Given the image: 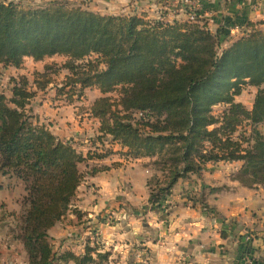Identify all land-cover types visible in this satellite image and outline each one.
Returning a JSON list of instances; mask_svg holds the SVG:
<instances>
[{"label":"trees","instance_id":"trees-1","mask_svg":"<svg viewBox=\"0 0 264 264\" xmlns=\"http://www.w3.org/2000/svg\"><path fill=\"white\" fill-rule=\"evenodd\" d=\"M247 27L222 47L220 35L199 19L101 15L64 1L31 8L0 3V70L20 69L25 58H66L67 83L58 94L71 100L76 92L99 91L88 108L99 122L96 138L125 148L127 158L152 159L159 175L148 182L147 204L159 210L178 180L200 174L208 163L239 161L233 178L264 189V132L258 129L264 123V33ZM12 78L9 97L0 92V173L23 186L16 227L27 264H111L110 253L96 246L85 245L80 254L54 251L48 234L68 212L80 217L72 208L84 179L79 166L106 155L83 156L28 112L49 79ZM247 87L255 89L250 109L235 101ZM117 88L115 102L107 95ZM218 106L224 109L215 115ZM136 112L143 113L138 121ZM239 248L250 255V243Z\"/></svg>","mask_w":264,"mask_h":264},{"label":"crops","instance_id":"crops-1","mask_svg":"<svg viewBox=\"0 0 264 264\" xmlns=\"http://www.w3.org/2000/svg\"><path fill=\"white\" fill-rule=\"evenodd\" d=\"M52 1L68 2L71 6H80L101 15H136L149 21L168 23L187 19V9L183 5L175 6L174 0H0V3L15 2L40 7ZM194 1L198 3L197 19L205 23L212 34L220 35L223 39L222 47L228 46L243 32L248 31L249 24L264 33V0ZM12 69L19 70L8 68L5 71ZM35 98L36 95L33 99ZM236 99L237 97L235 101L239 102ZM30 103L27 106L28 112ZM32 104L34 111L30 114L33 117H40L41 112H46L45 105L40 102ZM55 115L57 112L53 110L44 114L48 117V124L45 126L59 140L70 143L78 152L73 142H81L80 139H83L79 129L72 132ZM54 119L57 121L52 123ZM94 120L97 121V136L99 122L95 118ZM109 146H116L114 151H126L117 143ZM105 155L82 164L106 165L107 170H100L94 176L86 173L77 188L72 208L79 211L80 217L68 212L48 231L51 243H57L56 251L82 253L80 240L83 236L90 235L91 229L95 230L97 215L109 210V213L118 218L117 223L109 227L111 264H239L242 259L239 246L246 234L250 236V256L256 264H264V189L260 186L248 189L233 178L240 169L241 162L206 164L200 174H191L186 179L178 180L159 210H150L149 207L146 208L149 194L146 179L158 176L149 165L152 159H130L124 155L126 162L142 163L143 167L140 172L130 169L131 173L123 171L113 177L114 169L106 160L109 154ZM217 166L227 167L229 171L216 170ZM116 169L122 170L120 167ZM9 177L21 184L13 175L1 173L0 182L5 180L6 184ZM128 178L133 188L126 191L119 184L123 185ZM107 188L114 190L112 196L115 195L109 203L94 194L103 193ZM137 194H141L143 198L139 199ZM123 202L129 204L127 208L119 210V205ZM68 216L74 225L67 224ZM80 221L85 223L79 224ZM6 253V264H20L18 253L13 248Z\"/></svg>","mask_w":264,"mask_h":264},{"label":"rangeland","instance_id":"rangeland-1","mask_svg":"<svg viewBox=\"0 0 264 264\" xmlns=\"http://www.w3.org/2000/svg\"><path fill=\"white\" fill-rule=\"evenodd\" d=\"M87 2V0H85ZM22 5V4H20ZM70 5V4H69ZM22 7H30L29 4H23ZM234 41V40H233ZM66 61V58L62 56H53L51 58H45L43 61L40 62H34L32 60H26L24 59V63L22 67L19 70H8V71H2L1 75V82L3 83V86H6L8 83V80L12 77H20L24 76L26 77L29 82L36 81L39 83L45 82L47 79L50 80L51 84L43 90L38 91L36 93V98L32 100L30 103V110L29 113H32L34 111V107L32 103H39L42 105H45L44 110L45 113L49 112V110H53L57 112L56 117L58 121H64L65 127L67 129H70L72 132L79 129L80 135L83 137V139H80L81 142H73V144L76 145V148L79 153L86 155L89 153V155H105L109 154L107 159L109 165L114 169V173L112 174L113 177L116 173H122L123 171H129L134 170L137 172H140V169L143 167L142 163L137 162H126L127 159L124 158V153L119 150H113L116 146H109V142L105 140H98L96 138L97 133V127L96 123L97 121L94 120V118L90 115L88 112V108L90 104L101 95L98 91H95L93 88L86 89L82 92V94H76L72 96L71 100H68L65 95L58 94L57 90L63 89V86L66 81V76L68 75V71L63 69V65ZM45 72V77L39 76L37 73H43ZM13 79V78H12ZM34 89V88H33ZM255 94L254 88H247L245 91L241 94V96L237 97V101L242 103L247 109L251 108L253 97ZM111 99H113L115 102H117L120 98V89L117 88L114 92L109 93L107 95ZM224 108L222 106H218L213 108V113L215 115H219ZM45 113H40L35 117L37 121L43 125L48 124L47 119L48 117L44 116ZM60 114V116H58ZM135 121H138L137 116H133ZM57 120L54 119L52 123L56 122ZM69 121V122H68ZM45 122V123H44ZM74 123V126L73 124ZM246 127L239 130L242 134H244ZM258 129L261 132H264V123L258 126ZM247 131V130H246ZM247 134V133H246ZM72 135V134H71ZM111 144V143H110ZM119 160H123L124 162H119ZM117 167L122 168L119 171H116ZM153 168V167H152ZM80 171L84 174V176L87 174H90L89 172L92 169H98V170H107L106 165H94L91 163H87V165H80L79 166ZM228 168H221L219 166L216 167V170L219 171H229ZM153 171L154 168L152 169ZM156 172V171H155ZM131 173V171H129ZM158 174V173H157ZM159 175V174H158ZM156 177L150 176L146 179L149 183H153ZM7 179V178H6ZM9 181L6 182H0V264H6L7 263V255L9 250H15L18 255V262L20 264H27V254L23 248L22 243L17 239V217L23 212V205H22V198L24 196V191L21 184H18L16 181H13L10 177L8 178ZM130 179L124 181V184H119L120 188L122 187L123 190L129 191L133 188L132 184L128 182ZM134 182V181H133ZM114 190L107 188L103 191V193L94 192V194L98 195L102 200L108 201L111 199H114L115 195H113ZM119 192V190H118ZM138 195V194H137ZM139 199L143 198V196L140 194L138 195ZM112 197V198H111ZM112 202V200H111ZM115 203V202H113ZM143 203V202H142ZM126 202H123L119 205V210L123 208H127ZM126 205V206H124ZM140 205V204H139ZM148 207V204L146 205V208ZM135 210V209H134ZM102 215V216H101ZM69 222L67 224L74 225L73 220H71L68 216ZM96 223L94 224L95 230L93 231L91 229L90 235L83 236V239L80 240L81 248L84 250L85 245H89L91 247L96 246V248L100 249L101 252H107L109 251V227H112L117 223V217L115 215L109 213V210L106 212H101L96 217ZM81 220V219H80ZM106 220V221H105ZM108 221V222H107ZM110 221V222H109ZM107 222V223H106ZM85 222H81L79 224H84ZM247 235V234H246ZM53 249L56 251L58 249L57 243L53 244ZM5 254V255H3ZM247 254V253H243ZM242 254V255H243ZM6 258H3V257ZM110 259V258H109Z\"/></svg>","mask_w":264,"mask_h":264},{"label":"built area","instance_id":"built-area-1","mask_svg":"<svg viewBox=\"0 0 264 264\" xmlns=\"http://www.w3.org/2000/svg\"><path fill=\"white\" fill-rule=\"evenodd\" d=\"M173 4L175 6L183 5V8L187 9V19L186 20H189V21L193 22V21H195V19H197V15H196V8L198 6L197 1H194V0H174ZM1 79L2 78L0 77V92L3 95H5L6 97H9L10 91H11L10 90L11 86H8V84L6 86H3V83L1 82ZM134 116H137L138 118H142L143 117V113L142 112H136L134 114ZM246 242L250 243V236H248V235H246L243 243H246ZM254 263H255V261L250 255H248V254L245 255L244 254L242 256V259H241L239 264H254Z\"/></svg>","mask_w":264,"mask_h":264}]
</instances>
